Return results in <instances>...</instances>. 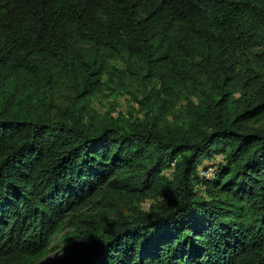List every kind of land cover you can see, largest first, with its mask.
Wrapping results in <instances>:
<instances>
[{"label":"trees","instance_id":"trees-1","mask_svg":"<svg viewBox=\"0 0 264 264\" xmlns=\"http://www.w3.org/2000/svg\"><path fill=\"white\" fill-rule=\"evenodd\" d=\"M263 46L264 0H0V264L60 235L57 264H264V76L237 70ZM100 53L203 79L208 109L189 131L51 120L48 91L92 94ZM148 198L166 203L123 213Z\"/></svg>","mask_w":264,"mask_h":264},{"label":"rangeland","instance_id":"rangeland-1","mask_svg":"<svg viewBox=\"0 0 264 264\" xmlns=\"http://www.w3.org/2000/svg\"><path fill=\"white\" fill-rule=\"evenodd\" d=\"M263 51L264 46L238 56L237 70L247 67L248 76L253 72L264 76L263 62L256 61L258 54ZM95 68L94 81H98L99 85L85 98L79 95L81 90L78 83L81 81L64 82L48 91L45 99L51 120L67 121L65 116L73 114L82 124L101 127L110 122L128 125L153 118L157 124L189 131L192 128L191 121L196 118L195 113H204L208 109L206 103L209 102V92L203 89L200 82L203 79L199 77L179 79L161 67L151 70L143 61L126 54L100 53ZM240 93V87L232 86L225 97L231 96V99L236 100ZM30 96L32 93L24 95L21 102L25 104V101H29L31 104L27 108L31 109ZM215 158L222 156L218 153ZM202 162L199 164L201 173L212 178L213 173H205V169L213 163L206 159ZM163 174L169 179L173 177L172 170L164 171ZM198 188L200 194L206 195L204 186ZM159 201L166 203L161 198H148L143 203L122 207V210L127 216L138 210L149 212ZM116 217V214L106 216L102 221L103 226H108ZM63 246V237L57 236L48 256L40 264H57L65 256Z\"/></svg>","mask_w":264,"mask_h":264}]
</instances>
